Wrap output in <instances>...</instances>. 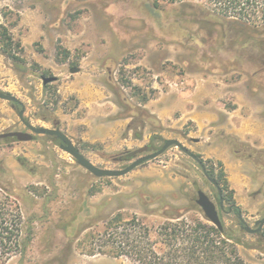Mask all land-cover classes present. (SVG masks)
Returning a JSON list of instances; mask_svg holds the SVG:
<instances>
[{
    "label": "rangeland",
    "instance_id": "rangeland-1",
    "mask_svg": "<svg viewBox=\"0 0 264 264\" xmlns=\"http://www.w3.org/2000/svg\"><path fill=\"white\" fill-rule=\"evenodd\" d=\"M154 1L0 0V25L24 48L23 53L14 49L12 54L25 60L21 66L8 58L0 36V91L23 104L0 99V134L21 131L34 135L30 142L0 140V183L9 187L17 181L34 199L19 198L25 228H33L34 240L24 256H14L7 264H134L127 258L92 255L99 249L97 237L109 220L121 216L128 222L137 217L148 227L158 226L164 219L148 213L160 206L161 197L178 206L197 205L199 190L219 207L216 187L199 163L179 147H172L126 176L97 178L48 135L33 133L21 120V111L34 127L60 128L91 162L106 169L126 168L132 163L131 154L144 146L152 147L151 152L158 151L163 142L152 143L157 134L180 141L207 171H214L225 187L228 174L223 166L226 176L221 177L218 165L222 159L238 158L237 151L248 155L250 149L256 150L255 161H244L243 171L251 175L256 190L251 192V204L242 206L241 216L254 229L256 222L264 218L261 138L242 142L222 130L209 129L205 133L192 123L181 126L159 120L160 124L153 121L148 125L142 139L120 143L110 138L105 144L82 141L86 130L81 121L87 117L83 89L100 88L103 96L117 103L113 90L119 88L138 104L144 97L150 101L157 96V83L161 89L171 91L179 80L199 74L225 79L213 71L207 54L217 47L225 52L228 45H222L223 35L227 31L226 43L231 41V25L221 23L207 11L182 6L198 5L202 0H160L157 7ZM249 37L257 40L262 36L252 32L239 40L245 42ZM163 51H167V58ZM235 51L247 57L253 52L260 54L261 48L249 42L238 45ZM73 68L81 70L73 74ZM260 74L264 75V70ZM53 76L58 81L45 87L43 77ZM247 76L251 85L261 78L253 81V76ZM230 77L234 79L235 75ZM137 125L142 131L140 122ZM240 143L249 147L239 150ZM19 158L30 162L32 172L22 166ZM225 202L228 210L236 200L233 196ZM220 213L227 229L236 231L245 243L264 249V238L259 243L257 235L247 233L234 211ZM239 229L243 234L237 232ZM239 252L249 264H264V250L240 245Z\"/></svg>",
    "mask_w": 264,
    "mask_h": 264
},
{
    "label": "trees",
    "instance_id": "trees-1",
    "mask_svg": "<svg viewBox=\"0 0 264 264\" xmlns=\"http://www.w3.org/2000/svg\"><path fill=\"white\" fill-rule=\"evenodd\" d=\"M154 4L156 7L159 6L160 0H155ZM182 6L207 11L221 23L231 25L230 31L233 37L231 41L226 43L227 31L223 35L222 45H228L224 49L225 52L221 51V47H217L213 53L207 54L210 56L207 59L213 65V71L216 70L221 74L240 72L253 76V81L256 77H261L253 82L252 87L264 90V86L261 85L264 84V75L260 74L264 70V0H202L198 5L184 3ZM0 29L3 53L17 65L25 64L24 59L12 54L14 49L23 53L22 44L14 41L5 26L0 25ZM252 32L260 34L261 39L256 40L249 37L245 42L239 40L243 35ZM249 42H255L260 46V54L253 52L247 57L238 56L235 51L236 47ZM113 92L118 97L117 105L122 110L119 116L132 118L128 130L133 131L135 139H142L144 130L153 121L160 124L157 117L143 108L149 102V98L144 97L139 100L138 104H134L121 89L116 88ZM44 119L49 120V117H44ZM139 122L142 131L136 128ZM232 137L235 138V136ZM49 138L60 145L56 138L50 136ZM156 141L163 142L164 139L156 134L152 137V143ZM238 146L239 150L249 147L242 143ZM250 150L248 155L240 154L239 151L236 154L238 158L255 161L253 153L257 151ZM19 162L25 169L32 172V169H29L30 162L26 158H19ZM218 165L221 168L220 176L225 177L223 164ZM208 174L219 184L225 200L231 201L234 191L231 189L228 192L230 188L228 180L225 187H222L214 171H208ZM13 183L14 185L10 183L9 187L0 183L2 191L0 196V264H7L14 256H24L34 240L33 228H25L26 221L19 198L32 201L34 199L25 193L27 189L17 181ZM161 200L163 201L160 206L152 209L148 214L160 216L164 219L162 223L148 227L137 217L128 222H124L121 216L113 218L108 221L103 234L97 237L99 249L92 255L127 258L134 264H249L239 252L240 245H245L250 249L264 250L259 245L245 243L236 231L227 229L223 220L224 230H219L205 217L195 202L178 206L166 201L163 197ZM231 207L240 217L242 213L240 207L235 202ZM198 214L201 217H197ZM237 232L243 234L242 229ZM257 236L260 243L261 238H264V233Z\"/></svg>",
    "mask_w": 264,
    "mask_h": 264
},
{
    "label": "crops",
    "instance_id": "crops-1",
    "mask_svg": "<svg viewBox=\"0 0 264 264\" xmlns=\"http://www.w3.org/2000/svg\"><path fill=\"white\" fill-rule=\"evenodd\" d=\"M165 55L169 56L167 51ZM234 75V79L230 77ZM217 77L220 76L199 74L193 79L184 78L171 91L161 89L157 83L154 87L157 96L143 108L163 124L192 123L200 132L217 129L242 142L259 138L264 142V91L253 88L250 78L240 72L223 74L225 79ZM85 90L81 91L83 107L87 110V117L81 121L86 130L82 141L105 144L110 138L120 143L135 139L133 131L128 130L132 118L119 116L122 110L112 97L103 96L100 88ZM222 160L236 205L240 209L250 205L251 192L256 189L251 175L243 171L245 160L234 157Z\"/></svg>",
    "mask_w": 264,
    "mask_h": 264
},
{
    "label": "water",
    "instance_id": "water-1",
    "mask_svg": "<svg viewBox=\"0 0 264 264\" xmlns=\"http://www.w3.org/2000/svg\"><path fill=\"white\" fill-rule=\"evenodd\" d=\"M80 68H73L71 69V73L75 74L80 72ZM58 81L57 77H43L44 85H48L51 83H54ZM0 99L4 101H9L14 104H18L20 106H23L22 102L19 101L16 97L12 96L11 94L5 93L0 91ZM25 111H21L19 116L21 120L27 125V127L35 134L37 135H48L50 137L56 138L60 142V148L71 155L77 163L86 169L88 172H90L92 175H94L97 178H118L128 175L129 173L133 172L140 166L144 165L145 163L157 159L163 154H165L169 149L172 147H179L184 153L189 155L191 158H193L195 161L199 163V165L202 167L206 177L208 180L217 188L219 196L221 198V203L219 207L215 203V201L203 190L198 191V199L196 200L197 205L202 209L205 217L213 224L215 225L219 230L223 231V221L221 218V212H227L231 213L232 208L230 207L229 211H227L225 204L223 202V192L221 188L219 187V184L209 176L208 171L205 167V164L192 152H190L180 141L176 139H164L163 146L158 150L151 152L150 146H144L137 151L133 152L131 154V160L132 163L128 165L124 169H106L101 168L99 166H96L93 162H91L82 152L81 150L74 144L73 140L60 128L55 129H49V128H42V127H34L33 125L27 123V121L24 118ZM13 138L16 139L19 142H30L33 141L34 135L28 132H21V131H15V132H6L0 134V140L3 139H9ZM194 142H199L198 139H192ZM137 157H139L137 159ZM240 221L242 224V228L249 234L252 235H258L261 234L264 230V218L261 220H258L256 222L257 228H251L247 225V223L243 220V217L240 216Z\"/></svg>",
    "mask_w": 264,
    "mask_h": 264
},
{
    "label": "flooded vegetation",
    "instance_id": "flooded-vegetation-1",
    "mask_svg": "<svg viewBox=\"0 0 264 264\" xmlns=\"http://www.w3.org/2000/svg\"><path fill=\"white\" fill-rule=\"evenodd\" d=\"M217 189V188H216ZM218 191V190H217ZM218 199H219V205H220V203H221V198H220V196H219V193H218ZM223 202H224V204L226 205V202H225V198H224V196H223ZM229 209L230 208H228V210L227 211H229ZM232 211H233V209H232Z\"/></svg>",
    "mask_w": 264,
    "mask_h": 264
}]
</instances>
